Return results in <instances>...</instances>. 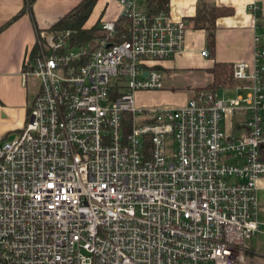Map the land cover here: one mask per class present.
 <instances>
[{"label":"built area","instance_id":"1","mask_svg":"<svg viewBox=\"0 0 264 264\" xmlns=\"http://www.w3.org/2000/svg\"><path fill=\"white\" fill-rule=\"evenodd\" d=\"M118 2L124 31L118 19L84 42L40 31L22 70L24 115L0 107L1 131H19L0 144V264H249V240L264 242L262 35L252 66L232 65L245 92L140 107L138 91L163 87L158 67L183 50L186 24Z\"/></svg>","mask_w":264,"mask_h":264},{"label":"crops","instance_id":"2","mask_svg":"<svg viewBox=\"0 0 264 264\" xmlns=\"http://www.w3.org/2000/svg\"><path fill=\"white\" fill-rule=\"evenodd\" d=\"M81 1L33 0L31 4L24 7L25 10L21 14L8 23L21 11L24 0H0V107L10 120L22 118L32 97V91H28L30 82L24 83L22 70L26 57L36 43L37 34L51 28ZM253 3L259 8L255 14L249 8ZM203 5L214 6L215 45L213 52L208 50L205 29H195L191 25V18ZM136 8L138 11L146 12L143 0H137ZM121 9L118 0H97L84 28L89 29L96 25L99 34L97 36H100L99 20L118 19ZM167 11L173 20L185 22L186 31L183 50L171 59L160 62L158 68L163 73L161 89L165 88L166 74L172 75L171 72L177 68L196 70L202 74L208 72L207 69L212 67L214 62L233 64L243 61L252 66L255 34L262 35L261 41L264 46V22L262 21L264 0H169ZM122 28L125 26L123 25ZM203 50L207 51V55H201ZM234 81V86L229 88V96L245 92L242 87L248 84L247 81ZM210 82L211 74L206 84ZM171 88L173 89L174 86L171 85ZM224 88L221 87L215 91ZM242 116L243 114L229 116L225 124L234 128ZM257 186L258 218L264 220V176L258 179ZM262 242L259 235L249 240V264H264V253L257 250L254 245L255 243L264 245Z\"/></svg>","mask_w":264,"mask_h":264},{"label":"trees","instance_id":"3","mask_svg":"<svg viewBox=\"0 0 264 264\" xmlns=\"http://www.w3.org/2000/svg\"><path fill=\"white\" fill-rule=\"evenodd\" d=\"M33 0H24V6L8 23L21 14L27 5L31 4ZM146 6V12L148 15H153L159 12H168L169 0H143ZM97 0H82L75 7H73L66 15H64L58 22H56L49 29H64L69 26V29H73L76 32L77 42H84L88 39L96 37L98 30L96 25L89 29L84 28L86 21L88 20L91 12L96 4ZM214 6L203 5L198 8V11L194 17L191 18V25L195 29H205L206 32V44L208 50L214 51L215 45V23H214ZM120 29L124 31L123 25H126L128 21L124 17H119ZM7 23V24H8ZM232 65L228 63L214 62L212 67L207 71L211 74V82L200 87L203 90H207L214 94L215 90L221 87L234 86V79L232 76ZM261 159L264 160V146L261 149Z\"/></svg>","mask_w":264,"mask_h":264},{"label":"rangeland","instance_id":"4","mask_svg":"<svg viewBox=\"0 0 264 264\" xmlns=\"http://www.w3.org/2000/svg\"><path fill=\"white\" fill-rule=\"evenodd\" d=\"M68 28L69 26L65 27L64 29ZM171 73L173 74H166V77H164V89L138 91L135 96L136 105L140 107L182 105L189 99L188 97L212 94L211 92L200 88L202 85L206 84L207 80L210 79V74L208 72L199 74L196 72V70L177 68ZM171 85L174 86L173 89L171 88ZM229 88L230 87H225L224 89L215 91L214 97L222 98L229 96ZM28 89L29 92L33 89L32 84L29 83ZM0 132H2L1 129ZM18 133V130H11L6 133L2 132L3 136L1 137L2 139L0 140V144L14 138ZM254 245L257 250L264 253V245L256 243Z\"/></svg>","mask_w":264,"mask_h":264}]
</instances>
